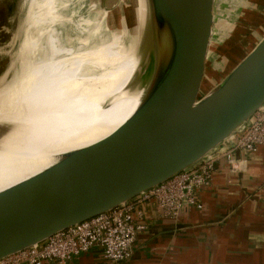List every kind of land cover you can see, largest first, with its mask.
<instances>
[{"label": "water", "instance_id": "obj_1", "mask_svg": "<svg viewBox=\"0 0 264 264\" xmlns=\"http://www.w3.org/2000/svg\"><path fill=\"white\" fill-rule=\"evenodd\" d=\"M244 1L241 10L254 14L245 20L251 25L263 15L264 0ZM116 2L105 0L104 8L112 10ZM145 2L151 30L157 25L156 31L168 33L169 67L113 136L0 191V260L204 161L227 146L264 105V35L231 64L230 38L208 48L213 0ZM130 22L123 36L135 32L136 22ZM235 29L225 37L234 36ZM246 31L236 36L246 37Z\"/></svg>", "mask_w": 264, "mask_h": 264}, {"label": "bare ground", "instance_id": "obj_2", "mask_svg": "<svg viewBox=\"0 0 264 264\" xmlns=\"http://www.w3.org/2000/svg\"><path fill=\"white\" fill-rule=\"evenodd\" d=\"M72 1L79 3L36 1L29 19L34 29L0 84V191L59 164L68 153L113 136L136 115L141 99L169 67L168 33L156 31L157 25L148 29V12L142 8L135 37L122 48L130 53L133 66L125 84L106 98L105 90L118 82H110L108 74L130 6L145 0H120L112 12L80 19L78 28L85 30L83 25L95 22L93 31L62 45L57 28L73 23L63 13ZM212 31L213 25L208 46ZM123 99H133L132 108L114 111L116 118L108 119L106 111Z\"/></svg>", "mask_w": 264, "mask_h": 264}, {"label": "crops", "instance_id": "obj_3", "mask_svg": "<svg viewBox=\"0 0 264 264\" xmlns=\"http://www.w3.org/2000/svg\"><path fill=\"white\" fill-rule=\"evenodd\" d=\"M219 36L212 31L208 48ZM122 38L113 54L116 67L108 74L110 82H118L105 90L106 98L125 84L133 66L130 53L122 50ZM133 105V99H123L106 112H127ZM235 159L242 161L236 173L224 160L216 164L210 186L199 193L201 209L186 206L170 220L143 205L145 228L122 264H264V146L253 155L236 153ZM71 264L111 263L93 249Z\"/></svg>", "mask_w": 264, "mask_h": 264}, {"label": "built area", "instance_id": "obj_4", "mask_svg": "<svg viewBox=\"0 0 264 264\" xmlns=\"http://www.w3.org/2000/svg\"><path fill=\"white\" fill-rule=\"evenodd\" d=\"M264 146V105L242 127L227 146L182 171L164 183L138 195L113 210L68 227L37 245L9 255L0 264H71L93 249L111 264L130 259L137 234L145 228L143 205H151L164 218L175 220L186 207L201 209L199 193L211 183L216 164L222 160L233 172L241 171L236 153L249 156Z\"/></svg>", "mask_w": 264, "mask_h": 264}, {"label": "rangeland", "instance_id": "obj_5", "mask_svg": "<svg viewBox=\"0 0 264 264\" xmlns=\"http://www.w3.org/2000/svg\"><path fill=\"white\" fill-rule=\"evenodd\" d=\"M37 1V0H36ZM35 0H0V84H3V80L6 76L10 75L12 67L14 65V55L23 45V40L31 34L33 31V25H30L29 19L32 16V12L36 9ZM78 2H71L67 8V11L63 12L66 16L72 18V24L67 23L62 27L57 28L60 41L62 45H66L67 40H77L83 35H87L88 32H92L94 24L83 25L85 30L78 28L80 19H94L98 11L100 12H112L120 6V0H117L116 6L112 10H106L104 8L105 0H78ZM246 4L244 0H213V15L215 23L214 32L216 36H219L217 40L210 45V49L216 46L215 43L221 42L223 39L228 40V46L230 48V62L231 64L238 61L243 55H245L249 49L255 45V43L264 35V13L260 15L261 18L254 19L251 25H247L245 20H251L253 13L243 12L241 8ZM135 6H130L129 15L126 25L121 31L130 25V20L137 21L142 12V8L148 12L146 2L138 4L132 13V9ZM76 13V15L74 14ZM30 14V15H28ZM130 14L132 15L130 17ZM248 14V15H246ZM135 18V19H134ZM26 20H28L26 22ZM62 22V18L60 20ZM149 24V15L147 19ZM30 25L29 27H26ZM151 24V23H150ZM25 25V26H24ZM237 25V29L234 36L230 35L225 37L232 27ZM148 25V29H149ZM29 28V29H28ZM31 30V31H30ZM247 30L246 37L238 38V31ZM28 31V33H27ZM30 32V33H29ZM20 33V34H19ZM87 33V34H86ZM16 34V35H15ZM28 34V35H27ZM134 33H125L122 40L125 45L130 44ZM236 39V40H235ZM239 40V41H237ZM94 46V44H92ZM116 51V50H115ZM207 62V67L212 60V53ZM114 61L116 59H113ZM113 64V63H112ZM110 67L109 75L112 73L113 68L116 67L115 62ZM11 66V67H10ZM112 75V74H111ZM114 111L111 110L108 114V119L114 120ZM114 118V119H113Z\"/></svg>", "mask_w": 264, "mask_h": 264}]
</instances>
